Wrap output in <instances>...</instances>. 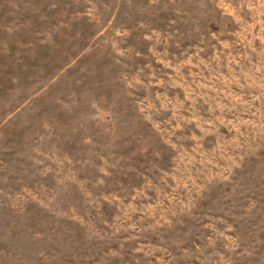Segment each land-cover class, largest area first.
<instances>
[{"label":"rangeland","instance_id":"rangeland-1","mask_svg":"<svg viewBox=\"0 0 264 264\" xmlns=\"http://www.w3.org/2000/svg\"><path fill=\"white\" fill-rule=\"evenodd\" d=\"M0 264H264V0H0Z\"/></svg>","mask_w":264,"mask_h":264}]
</instances>
